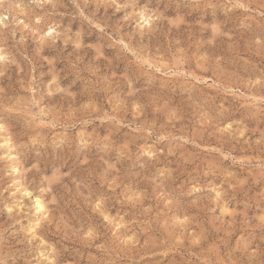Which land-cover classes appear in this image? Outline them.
Here are the masks:
<instances>
[{
	"label": "rangeland",
	"instance_id": "obj_1",
	"mask_svg": "<svg viewBox=\"0 0 264 264\" xmlns=\"http://www.w3.org/2000/svg\"><path fill=\"white\" fill-rule=\"evenodd\" d=\"M0 264H264V0H0Z\"/></svg>",
	"mask_w": 264,
	"mask_h": 264
},
{
	"label": "bare ground",
	"instance_id": "obj_2",
	"mask_svg": "<svg viewBox=\"0 0 264 264\" xmlns=\"http://www.w3.org/2000/svg\"><path fill=\"white\" fill-rule=\"evenodd\" d=\"M36 201H37V200H36ZM39 202H40V204H41V201H38V204H39ZM36 204H37V202H36ZM41 205H42V204H41ZM41 205H40V206H41ZM40 206H39V207H40ZM37 207H38V206H37ZM42 208H43V207H41V209H42ZM38 209H40V208H38Z\"/></svg>",
	"mask_w": 264,
	"mask_h": 264
}]
</instances>
